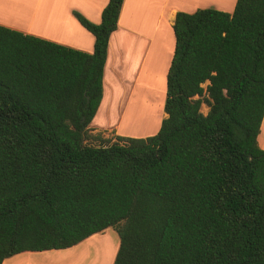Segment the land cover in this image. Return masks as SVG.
I'll list each match as a JSON object with an SVG mask.
<instances>
[{"label": "trees", "instance_id": "16d2710c", "mask_svg": "<svg viewBox=\"0 0 264 264\" xmlns=\"http://www.w3.org/2000/svg\"><path fill=\"white\" fill-rule=\"evenodd\" d=\"M122 3L72 11L91 52L0 25V263L112 227V264H264V0L177 11L166 116L110 139L89 131Z\"/></svg>", "mask_w": 264, "mask_h": 264}, {"label": "crops", "instance_id": "0c3cea01", "mask_svg": "<svg viewBox=\"0 0 264 264\" xmlns=\"http://www.w3.org/2000/svg\"><path fill=\"white\" fill-rule=\"evenodd\" d=\"M15 1V5L12 2ZM108 0H0V25L32 34L79 50L91 52L93 35L83 28L73 16L75 10L88 20L98 23L102 8ZM196 1V2H194ZM236 0H123L116 29L110 34L107 56L103 69L102 98L90 128L107 129L121 136L141 137L122 131L123 119L133 115L142 121L143 133L157 131L162 110L155 113V106L147 109V100L141 103L138 92L158 89V60H163L159 76L164 79L174 47L172 25L179 10L190 12L192 7H213L231 12ZM187 2H194L188 8ZM3 3V5L1 4ZM143 82V83H142ZM146 85V89L140 87ZM142 89V90H141ZM161 90L159 88L158 92ZM137 92V93H136ZM160 95L162 94L159 93ZM157 96V97H156ZM155 99H158V95ZM162 97V96H160ZM151 100V98H149ZM152 101V100H151ZM161 108L164 99H159ZM142 113H141V112ZM165 113V112H164ZM166 115V114H165ZM164 115V116H165ZM264 149V115L257 136ZM62 249L23 251L4 259L0 264H78L61 260V254L49 255ZM52 256V257H51ZM112 257V253L110 258ZM110 261V260H109Z\"/></svg>", "mask_w": 264, "mask_h": 264}, {"label": "rangeland", "instance_id": "374dc122", "mask_svg": "<svg viewBox=\"0 0 264 264\" xmlns=\"http://www.w3.org/2000/svg\"><path fill=\"white\" fill-rule=\"evenodd\" d=\"M194 2H196V1H194ZM194 2H187L188 8H191L192 7L191 4H193ZM5 3L6 4L11 3V0H7V2H5ZM14 3H15V1L12 2V4H14ZM1 4L3 5V3H1ZM192 8L193 9H190V12L194 11L197 8H200V6L195 8V9H194V7H192ZM163 64H164V61L159 59L158 60V89L155 88L156 91L153 93V95L151 96L152 93L150 91L152 89L145 90L146 92H144V94L142 93V91L138 92L139 101L141 103H144V101H146L147 96L149 98H151V100H152L151 101L148 98V100H147L148 105H147V109L145 112H147V110L150 109V105H154L155 106L154 110H155V113L158 112V117H159V112L161 110H163V106H162V108L159 105L157 106V104H161L160 101H158V100L160 98L164 99V97H165V88L162 89V87H164V85H163L164 79L159 76V74H160L159 72L162 69V67H160V66H162ZM207 83H208V81L204 82L202 84V87L205 88ZM140 87H141V84H140ZM160 87H161V90L159 91V93H161V91H162L161 95L159 93H157ZM141 88L146 89L147 87L145 85L144 87H141ZM156 95H158V99H155ZM160 96H162V97H160ZM131 110H132L131 112L133 113V115L129 116V112H130L129 111L126 119H123L121 127H123L124 129H122V131L127 132V133H134L135 135H144V136H149V135H152L156 132L155 131L156 129L154 131H148V132H143V133H137L136 131H133L134 128H136V130L138 128L142 129V121H144L146 119H143V117L135 118V115L137 114V110H134V112H133L132 108H131ZM200 111L203 114H206L208 111V106L205 103H201ZM165 116H163V117H165ZM161 119H158V121L159 120L161 121ZM160 121H159V123L157 122L158 126L160 124ZM89 132L91 134L99 133V134H101L102 137L110 138V139H114V137L116 136V134H113V133L107 131V129H103V128L102 129H96V128L91 127ZM144 136H141V137H144ZM118 245H119L118 234L112 227H109V228L97 233L96 235H93V236L87 238L82 243H79L78 245H76L73 248L70 247V248L62 249L57 253L49 254V255L61 254V260H65V261H73L74 260L78 264H112L114 257H115V254H116L117 249H118ZM102 250L109 253V258L107 259V262H106V259H103V257H101L102 256L101 255ZM98 252L100 253V255H98V257H97ZM111 253H112V257L110 258ZM87 256H88V258H87ZM94 257H96V258H94ZM89 258H91V259H89Z\"/></svg>", "mask_w": 264, "mask_h": 264}, {"label": "bare ground", "instance_id": "6f19581e", "mask_svg": "<svg viewBox=\"0 0 264 264\" xmlns=\"http://www.w3.org/2000/svg\"><path fill=\"white\" fill-rule=\"evenodd\" d=\"M207 82V81H206ZM102 246V245H101ZM107 247V246H106ZM102 248V247H101ZM109 248V247H108ZM100 252V251H99ZM97 253V257H98V255H100V253ZM101 257H103V259H106V262H107V259L109 258V253H107L106 251H103L102 250V252H101ZM87 258H88V256H87ZM94 258H96V257H94ZM89 259H91V258H89ZM93 259V258H92Z\"/></svg>", "mask_w": 264, "mask_h": 264}]
</instances>
